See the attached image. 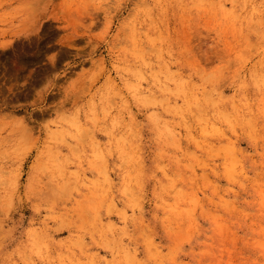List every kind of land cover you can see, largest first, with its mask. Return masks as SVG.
<instances>
[{
  "label": "rangeland",
  "instance_id": "374dc122",
  "mask_svg": "<svg viewBox=\"0 0 264 264\" xmlns=\"http://www.w3.org/2000/svg\"><path fill=\"white\" fill-rule=\"evenodd\" d=\"M232 1L0 0V264H264V0Z\"/></svg>",
  "mask_w": 264,
  "mask_h": 264
},
{
  "label": "bare ground",
  "instance_id": "6f19581e",
  "mask_svg": "<svg viewBox=\"0 0 264 264\" xmlns=\"http://www.w3.org/2000/svg\"><path fill=\"white\" fill-rule=\"evenodd\" d=\"M234 1V0H233ZM232 1V2H233ZM244 3V2H243ZM231 4H233V3H231ZM233 9V8H232ZM228 9H226V11H227ZM227 14V13H226ZM234 14V13H233ZM233 14H229V11H228V14L226 15V17L228 18V17H230V16H232V18L231 19H233V18H235L234 16H233ZM224 17H225V14H224ZM230 18H229V20H231ZM234 21H232V23H233ZM235 24H236V22H234ZM233 23V24H234ZM229 24H231V22L229 21ZM232 27V25H229V27ZM235 27V26H234ZM239 27H240V25H239ZM232 29V28H231ZM132 30H134V29H132ZM240 30V29H239ZM235 31H236V29H235ZM247 38V37H246ZM246 38H244V40H247ZM226 41V40H225ZM150 42V41H149ZM149 50V49H148ZM239 54V53H238ZM241 57V56H240ZM223 66V65H222ZM224 68H226V67H223V69ZM225 70V69H224ZM219 72V71H218ZM135 74V73H134ZM138 74V73H137ZM139 75V74H138ZM140 76V75H139ZM135 77V76H134ZM218 77H220V76H218ZM137 78V77H136ZM216 78H217V75H216ZM255 84V83H254ZM164 86H166V85H164ZM166 88V87H165ZM190 89H191V87H190ZM202 91H204V89L202 90ZM171 92V91H170ZM204 92H206V91H204ZM136 96V95H135ZM184 96V95H183ZM182 98H184V97H182ZM139 100V99H138ZM191 101V100H190ZM203 102H204V100H203ZM213 102V101H212ZM206 103H207V101H206ZM213 104H215V103H213ZM186 106H187V104H186ZM233 106V105H232ZM231 106V107H232ZM188 108H189V105H188ZM176 109V108H175ZM175 109H173V110H175ZM190 109V108H189ZM180 110V109H179ZM196 110V109H195ZM192 111V110H191ZM180 112V111H179ZM203 112V111H202ZM222 112V111H221ZM221 112H219V111H216V112H214V114L215 115H218V117L219 116H221V117H219L220 119L222 118V119H225V116H226V119L225 120H227V115H226V113H225V116H224V113L222 114ZM173 113H174V111H173ZM190 113H192V112H190ZM177 114V113H176ZM230 115V114H229ZM181 116V115H180ZM224 116V117H223ZM203 119V118H202ZM219 119V120H220ZM228 120H230V118L228 119ZM185 121V120H184ZM206 121V120H205ZM205 121H203V122H205ZM224 121V120H223ZM237 121V120H236ZM245 121V120H244ZM202 122V123H203ZM211 122V121H210ZM225 122H227V124H228V121H225ZM187 123V122H186ZM212 123V122H211ZM230 123V122H229ZM209 124V123H208ZM233 124V123H232ZM202 125V124H201ZM205 125H206V123H205ZM211 125L209 124V127H210ZM231 126V125H230ZM206 127V126H205ZM248 127V126H247ZM210 128H213L212 126L210 127ZM209 128V129H210ZM232 128V127H231ZM230 128V129H231ZM155 129H157V128H155ZM164 129H167V128H165L164 127ZM188 129V128H187ZM199 129V128H198ZM203 129V128H202ZM202 129H200V130H202ZM215 127L213 128V129H211V131L212 130H214L213 132L214 133H216V134H218L216 131H215ZM159 130V129H158ZM199 130V131H200ZM166 131V130H165ZM168 131V130H167ZM203 131V130H202ZM208 131V130H207ZM204 132V131H203ZM205 132H206V130H205ZM219 133H220V131H218ZM211 133V132H210ZM209 133V134H210ZM214 133H212L213 135H214ZM215 134V135H216ZM234 134V133H233ZM157 135V134H156ZM174 135V134H173ZM221 135V134H220ZM247 135H248V133H247ZM190 136H191V134H190ZM168 137V136H167ZM224 137H226V136H224ZM249 138H250V136H248ZM253 139V138H252ZM194 142H195V144H196V139L194 138ZM125 141V140H124ZM123 142V141H122ZM194 144V145H195ZM212 145V144H211ZM218 145H220L219 147H217L216 146V148H213V147H211L210 145V148H208L209 149V151L212 153V152H214V153H216V154H218V152L219 153H221L224 157H225V160H226V162H227V165H226V167L225 166H223L224 167V171L226 172V175H227V177L229 178V179H233L234 180V178H237V177H239V176H242V174H243V167H242V162H241V159L238 157V154H239V151H238V149L235 147V144H233V143H230V144H223V145H221V144H218ZM198 147H199V145H197ZM212 150V151H211ZM109 152V151H108ZM99 153V152H98ZM190 153V152H189ZM213 153V154H214ZM119 154V153H118ZM99 155V154H98ZM187 155H188V153H187ZM220 155V154H219ZM213 156H215V155H213ZM100 156H98V158H99ZM209 157V156H208ZM101 158H102V156H101ZM128 158V157H127ZM100 159V158H99ZM138 159V158H137ZM100 160H102V159H100ZM99 160V161H100ZM127 160V159H126ZM174 160V159H173ZM102 162V161H101ZM100 162V163H101ZM123 162H124V160H123ZM139 162V161H138ZM99 163V162H98ZM226 164V163H225ZM102 165V164H101ZM120 165V164H119ZM132 167H134V166H132ZM136 167V166H135ZM134 167V168H135ZM139 168V167H138ZM158 168V167H157ZM136 169V168H135ZM101 169L99 168V170L98 171H100ZM60 171V170H59ZM111 171V170H110ZM103 172V169H102V171H101V173ZM130 172V171H129ZM136 172H137V169H136ZM125 173V172H124ZM138 173V172H137ZM137 173H136V175H137ZM60 174V173H59ZM111 174V173H110ZM102 175H104V173L102 174ZM75 176V175H74ZM132 176H135V174L133 175L132 174ZM244 176V175H243ZM139 177H140V175H138V177L136 176V178H138V180H139ZM135 178V179H136ZM177 178V177H176ZM134 179V178H133ZM134 179V180H135ZM129 180V179H128ZM232 180V181H233ZM136 181V180H135ZM190 181V180H189ZM108 182V181H107ZM138 182V181H137ZM172 182V181H171ZM173 182H174V180H173ZM127 183H128V181H127ZM139 183V182H138ZM137 183V184H138ZM124 184V183H123ZM214 184V183H213ZM86 186V185H85ZM107 186V185H106ZM62 187V186H61ZM100 187V186H99ZM63 188L65 189V187H64V185H63ZM63 188H61V189H63ZM67 188V187H66ZM123 188V187H122ZM127 189V188H126ZM168 189V188H167ZM176 190V189H175ZM174 190V191H175ZM91 191H95V190H91ZM103 191V190H102ZM124 191H126L125 189H124ZM127 191H128V189H127ZM174 191H172V192H170V193H173V196H174ZM100 193H101V191H99ZM129 192H131L130 191V188H129ZM259 192L262 194V195H260V199L261 200H263L264 199V187L262 188V189H260L259 190ZM92 193V192H91ZM94 193V192H93ZM132 193H134V192H132ZM185 193V192H184ZM181 190H176L175 191V196H176V199H178V200H182V199H186L187 201L186 202H189V205H186V208L185 209H183V211L182 210H179V209H181V208H179V206H178V203L177 202H175V204H173V205H171L170 207H171V209H170V207L169 208H166V209H169V210H173L174 212H173V214H175V212H176V216H182L183 214H185L187 217H190V216H192V215H194V211H195V209L198 207V202H197V200H196V198H195V196H193V194L192 195H190V193H189V196L187 195V194H184ZM102 194H104V193H102ZM101 194V195H102ZM129 194V193H128ZM135 195V194H134ZM85 196H88V195H85ZM84 196V197H85ZM128 196V195H127ZM86 198V197H85ZM88 198H89V196H88ZM105 198V197H104ZM127 198H130V196L129 197H127ZM74 199V198H73ZM98 199V198H97ZM110 199V198H109ZM131 199H133V198H131ZM94 200V199H93ZM103 200H105V199H103ZM261 200L260 201H257V202H261ZM129 201H130V199H129ZM185 201V200H184ZM183 200H182V202L183 203H185ZM229 201V200H228ZM225 202L224 200L222 201H220L221 202V204H223L227 209H229V210H233L234 209V206H233V204L232 203H230V202ZM264 201V200H263ZM98 202V201H97ZM220 202H219V205H220ZM125 203V202H124ZM166 203V202H165ZM180 203V202H179ZM263 203V202H262ZM97 203H95V205H96ZM128 204V203H127ZM126 204V205H127ZM188 204V203H187ZM260 205V204H259ZM128 206V205H127ZM188 206V207H187ZM190 206H192V208L190 207ZM261 206V205H260ZM109 208V206H107V209ZM107 209H105V210H107ZM168 210V212H170ZM132 212V211H131ZM172 214V213H171ZM97 216H98V214H97ZM169 216V215H168ZM175 217V216H174ZM191 218V217H190ZM98 221H100V220H98ZM214 221V220H213ZM215 222H218L217 223V225H216V227L218 228V230H220V231H222L223 230V233L225 234V235H223L222 237H224V236H226V234H227V232L225 231V223H221L220 221H218V219H216L215 220ZM99 223V222H98ZM192 223V222H191ZM214 223V222H213ZM100 224H101V222H100ZM193 224V223H192ZM110 225H112L111 223H110ZM107 226H108V224H107ZM134 226V225H133ZM175 226V225H174ZM192 226V225H191ZM255 226V225H254ZM109 227V226H108ZM189 227H190V225H189ZM259 227V226H258ZM106 228V227H105ZM139 228H140V226H139ZM138 228V229H139ZM191 228V227H190ZM229 228V227H228ZM228 228L226 229V230H228ZM261 228V227H260ZM211 229V228H210ZM108 230V229H107ZM136 230V229H135ZM186 230H188L187 228H186ZM195 230V229H194ZM171 231V230H170ZM178 231V230H177ZM196 231V230H195ZM225 231V232H224ZM257 231V230H256ZM172 232V231H171ZM178 232H180V233H182L181 231H178ZM217 232V231H216ZM255 232V231H254ZM177 233V232H176ZM179 233V234H180ZM188 233H191V232H188L187 231V234ZM256 233H258V232H256ZM259 233H260V238L259 239H256L255 240V244H257L260 248H262V250L264 251V228H261V231L259 230ZM122 234V233H121ZM217 234H219V233H217ZM120 235V234H119ZM140 235V234H139ZM138 235V236H139ZM220 236L222 235V233H220L219 234ZM143 236V235H142ZM219 236V237H220ZM233 236V235H232ZM231 236V237H232ZM147 237V236H146ZM183 237V236H182ZM221 237V238H222ZM230 237V236H229ZM172 238V237H171ZM228 238V237H227ZM107 239V238H106ZM188 239V238H187ZM223 239V238H222ZM224 239H225V237H224ZM233 239V238H232ZM231 239V240H232ZM142 240V239H141ZM178 240H180V238L178 239ZM227 241V240H226ZM233 242V241H232ZM142 244V243H141ZM174 244V243H173ZM171 245V244H170ZM144 246V245H143ZM145 246L147 247V252L149 253V251H151L152 249H157V247L153 244V242H152V240H150V239H147V241H145ZM254 246V245H253ZM145 248V247H144ZM226 248V247H225ZM259 248V249H260ZM121 250H122V248H121ZM135 251V249L133 250V253H129V251H128V249H125V254H126V256L127 257H125L124 258V260L126 261L125 262V264H138V261H135V253L136 252H134ZM226 251V250H225ZM131 252V251H130ZM228 252V251H227ZM123 253V252H122ZM98 257V256H97ZM137 262V263H136ZM262 263V262H261ZM260 263V264H261ZM79 264H80V260H79ZM84 264V263H83ZM263 264V263H262Z\"/></svg>",
  "mask_w": 264,
  "mask_h": 264
}]
</instances>
